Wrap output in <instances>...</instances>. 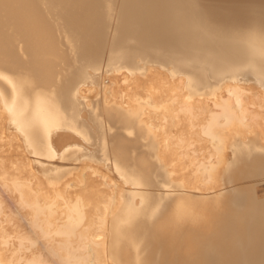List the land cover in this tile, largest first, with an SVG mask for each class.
Returning a JSON list of instances; mask_svg holds the SVG:
<instances>
[{
	"label": "bare ground",
	"instance_id": "1",
	"mask_svg": "<svg viewBox=\"0 0 264 264\" xmlns=\"http://www.w3.org/2000/svg\"><path fill=\"white\" fill-rule=\"evenodd\" d=\"M36 1L37 0H0V40H4L5 42L8 39L6 38L5 40V34L2 31V28L4 26L2 27L1 25L3 23V21H1V16L2 14H5L3 16L10 17L13 22H15L17 29L22 34H20L21 37L24 38L26 49V51H24L30 56L29 57L27 55V57L31 58V60L28 59V61H30V63L28 64H30V67L34 70L36 84L41 83L44 85L49 84L50 82L52 83L53 81L54 83L51 85L52 87L50 86V88L48 89H41L38 91H33L32 93L30 89L34 88L35 90V82L33 80V82L30 81L29 77H27L26 74H23L16 69V65L14 64L16 63L19 65L21 63V59H18L19 55L17 56L18 58L16 57L17 54H15V52H13V55L9 52L11 57L9 56L8 58L7 56L10 62L14 64H11L12 67L8 68L0 67V76H3L4 80H6V82L8 83L7 88H9V92L7 94L9 95L6 96L7 99L10 102L17 104V106L8 110L9 112H7V114L9 113L11 115L10 116L8 114V118L13 117L15 119V122H13L16 123V125L19 126V129H21L26 135L27 141L30 144V148L32 147L39 151L43 159V164L41 166L43 167V170L48 169L50 167V164L52 165V167L54 166L53 161H48L50 159L54 161H58V159H60L62 163H65L67 159L66 156H64L65 152L61 154L58 153L56 146L61 145L60 143H62L63 141L62 138H65V134H67V137L68 135L74 134L72 132V134H68V132H70L72 128H74L75 130H79L77 131L78 133L76 132L77 134H74L75 137L73 136V142L75 143V145H77V142H82V145L87 146V142L94 141V136L90 132V128H88L90 127L88 122L89 119L91 120V118L93 116L95 117V115H92V117L89 116L92 113H87L88 110L86 111L81 107V103L76 99L77 91L75 89V83L76 79H78L82 75L85 76L86 71L91 68L92 62H94L95 60V53H98V57L102 54H106V70L115 69L121 64H129L133 61L134 57L141 56L158 61H171L174 65L175 72L187 73L191 77L192 81L199 86H214L222 81L234 79L236 81L251 83L256 86L264 87V0H143L144 2L141 5L138 4L136 6L132 5L133 0H122V5L119 8V18L118 20L116 19L117 22L115 24L114 33L107 48L104 47L102 43L100 44V33L103 30L102 26L103 24H105L103 23V20H105L108 15L110 3L112 0H40L42 4H46L45 7H47V10L45 11H49L48 13L51 14L52 17H54V20L56 21L61 34L63 36H68L67 39L75 44L72 48L75 51L76 56H73V60H71L70 66L67 65L68 68L65 69L67 71L64 70L66 74H63V78H60L55 74V34L49 28L43 16L42 10L37 6ZM136 10H139L140 12H137ZM7 20H9V18H7ZM101 20L102 25L100 22ZM4 25L8 24L4 22ZM4 32L6 31L4 30ZM11 40L9 42H11ZM1 43L3 42L0 41V51L2 50L4 52V48H2ZM89 57H92L91 60L89 59ZM96 63L97 62H95V64ZM24 65V67H27L26 64ZM92 66L94 67V63ZM97 76L98 73H94V77L96 78ZM168 90H170V88L167 89V91ZM170 91L171 93L173 92L172 89ZM160 92L163 95L165 94L164 91ZM156 94L157 93H154L153 97ZM165 95L167 96L169 95V93H166ZM240 95L241 92H238L233 96L236 100H239L241 98H239ZM169 97H172L171 94ZM154 98L157 99V97ZM181 102L185 103L182 95ZM34 103H41L42 107H34ZM225 109L224 113H226L229 118L233 119V115H235L236 113H233L232 111H230V109ZM186 111H188V109H186ZM106 112L108 114L107 110ZM240 113L244 112L242 111ZM109 115L111 116L110 112ZM128 116L129 117L124 116V118L127 119V127L129 128L131 126L134 127V129L139 128L140 124H138L136 120H132V118L135 117V114H131ZM213 117L214 116H212L211 118L213 119ZM219 117L221 116L219 115ZM13 118L12 120H14ZM105 118L107 120H110L107 117ZM111 118L113 117L111 116ZM194 119L196 120V118ZM124 120H122L123 122L120 120V122L124 124ZM213 121H211V123ZM91 122H93V120L90 121V123ZM167 122L165 121V123ZM94 123L96 124V126H98L100 121L96 122L95 120ZM215 123L216 122H214V125ZM220 123L221 122H219V124ZM208 124L210 129V122ZM222 124L223 123H221V125ZM191 126L192 125H190V127ZM195 126L193 124L192 130L193 128H195ZM213 127L215 126H212L211 130ZM53 128H56V130H53ZM58 128H61V130L58 131ZM183 129L185 130L184 127ZM53 131L55 133L59 132V134L61 132V134L55 137L54 135L57 134L53 135ZM63 133L64 136L62 135ZM162 133L164 134V132ZM212 134L215 136L217 135V140H215V142H218V144L216 148L220 157V162L223 163V153L225 152V146H227L230 141L229 139H224L220 134H216L215 132H213ZM61 135L63 137H60ZM215 136H213V138ZM96 144L97 143H95V145ZM253 144L255 146L257 144V147L259 148L250 151L249 146ZM91 145H93L94 148V143ZM91 145L90 147H92ZM118 145L119 147L117 148L120 150V154L124 155L121 150L123 149L124 151V148L120 149L121 144ZM181 145L183 144L181 143ZM236 146H233L234 157L232 161H234L238 157H250L252 154L257 153L264 154V146L256 142L254 139H249L244 143L239 142ZM52 147H55L56 149ZM72 147L75 149L79 148V146ZM75 149L70 148V150L73 152H71V157L73 156L74 152L80 154V152H78L77 150L74 151ZM78 154H75L76 157ZM68 156L69 158H71L70 154ZM44 163H46L47 165ZM122 170L130 169L129 166H126L123 167ZM208 170V174H210V176H212L213 178L220 176L226 177L227 175V171L224 172V170L222 169V172L220 171L219 167H210L208 168ZM18 171L19 170H16L15 172L13 171L15 173L13 174L14 177L19 175H16V172ZM24 172L22 173L21 171L22 175L24 174ZM13 175L11 177H13ZM25 175L21 176L22 180L17 176V179L19 178L23 182L27 176L30 179V185L27 184V180L26 184L25 182L23 184V189L24 186H27V189L25 187L26 192L31 189V192L29 191L28 194L34 193V190H37L35 191L36 193H34L36 195L38 191L41 192V195H39L43 197L41 199L42 203L41 201H35L36 195L34 197H32L34 194H30L27 196V194H24L25 191L23 189V192H20V188L22 187L19 186H21L22 183L19 179H11L8 176L7 179L9 180V182L7 181L6 186H8L7 184H10L11 182L16 181V185L15 182L9 185L8 188H11L13 186L12 184L15 185L14 187H12L14 189H11L10 191L15 190V192L19 196L24 194L23 196H26L27 199L28 197L30 198V196L34 199H32V201L30 198L32 202L29 201V204L32 203V207L34 204V209L33 211L30 210V213L33 212L36 215L35 217H40V215L42 216L40 218L41 223H37L38 226L36 227V230L34 232L42 235L45 234V237L47 234L49 235L51 233L50 231L53 230L49 237L48 235L46 236L48 238L46 239L45 244L49 247V250L45 249V251H47L49 255H46V252L45 255L46 257L48 256V258L49 256L52 257L51 253L54 252L51 251L50 253V249L58 251V256L54 255V258L58 257V263L60 264H154L151 257L148 256L149 250L152 246V241H154L155 243H160L163 239H166V242L162 244V253H164L163 257L169 258V256H171L170 259H172V256L175 257V255H178L179 253L183 255V252L187 254L186 258L191 259V254L195 251L196 259L198 260V262H201L202 259L206 258L207 256L217 259H219L220 257L224 258L222 262L212 259L213 261L211 262H202L201 264H264V213L260 211V209L251 201L245 204L243 215H231L234 234L229 238L230 241L228 240V249V245L225 246L226 241L222 238L224 227L220 226V228L218 229L217 222L209 226L212 228L206 227L208 226L206 225V223L210 221V216L206 214V208L204 206L198 209V211L201 213L198 212L199 215H196L197 217L201 216L202 218L200 217L199 220H196V217L194 216L195 214H186V211L184 212V209L187 207H184L185 202L184 205L181 206L184 208L181 209L180 207L178 209V203L175 204L177 208H174L175 210L173 215L177 220L182 221L184 220V217L192 218L193 220V222L188 221L185 224L183 223L181 225L180 223V225H176L177 223H175L173 217H171L172 214L167 211V207L160 206L161 203H152L144 194H142V192L132 193L131 191L130 199L132 198V196H138L139 203L134 204V202L132 203V201L128 198L127 202L125 201V204L123 206L116 205L117 203L115 202L117 201H111L114 198H112V195V197H110L109 194V200L103 199V202L105 200V202H107V205L106 203L103 204L102 199L99 200V198H102L103 195L100 193L101 197H98L97 199L99 203L100 201L102 203H100L99 206H97L98 204L95 205L97 209L99 207L97 211L95 210V207L93 209L94 205L91 207L93 210H95V215L92 214L94 213L93 211H89L92 212V216L88 215V212L82 209H85V207L88 208L86 203H89V199L86 203L84 201L85 206H83L84 203L81 200V195L79 199L81 198L80 200L83 204L81 203L82 205H80L79 210L78 203L80 202L77 198L78 189H76L79 186L74 187L71 190L69 189V198L67 197L66 199V197L64 198V196L62 195L63 200L58 205H56L57 201H55L54 199H50V205L53 202L54 204L49 206V202H47V200L43 203V201H45L44 197L46 194H42L43 191H41L37 187V182L34 180L35 183L32 181L34 185L31 184V175L28 172L25 173ZM131 175L138 182L140 181L141 183H143L146 180L144 176H142V173L140 174L139 172H132ZM262 176H264V159H260L257 164L249 169L245 174V177L249 179L262 178ZM9 178L12 181H10ZM17 181H19V183ZM4 182H6L5 179ZM32 185L33 187H35V189H32ZM90 185L91 187H97L93 186L92 184ZM17 186L20 190L17 188ZM86 186L90 187L89 185ZM17 189L19 191H16ZM80 189L82 190V188ZM85 190H87L86 187L85 189H83V191ZM91 190H93V188H91ZM91 190H89L90 193ZM95 190L97 191V188H95ZM12 192H10V194ZM39 195L37 197H40ZM88 195L90 194L88 193ZM88 195L84 196L86 197ZM94 195L95 194H93V196ZM127 195L129 196V194ZM16 197L19 199L18 196ZM22 197H20L19 199L21 200V202L24 198ZM40 198L36 200H39ZM261 198L264 200V192L263 195H261ZM45 199H48V196H46ZM25 200H23L24 203ZM94 201L92 203H94ZM26 203L28 202L26 201ZM101 204L103 205V207L101 206ZM182 204L183 202L180 205ZM22 205L23 208H21V206L20 208L24 210V204ZM1 207L2 209L5 208L4 205ZM161 207H163L164 209H161ZM260 208L264 210L263 207L260 206ZM26 209H29V207ZM1 213H3V210L1 211ZM147 218L149 219L150 223H152L153 220L156 223V226L153 225V227L155 228H152L155 235L153 236L154 239L148 238L143 234V231L150 226L145 222ZM187 218H185V221ZM30 219L31 218H29V220ZM57 219H60L62 221ZM84 219L88 222V224L91 222L93 223L94 219L98 223L99 226L97 224L95 226V231L98 232L95 235L93 234L96 239H94V237L91 235L90 231L92 230L85 227L87 225H85L86 223H83ZM234 220L238 221L237 227L235 229ZM189 229L194 230L190 231ZM55 232L58 233L55 234ZM156 234H158V236ZM56 235L60 237H54ZM3 242H5V239ZM22 243L23 242H21V244ZM22 246L23 245H21V247ZM26 246L27 245L23 247ZM28 247L30 246L28 245ZM33 247L34 249H36L35 246H31L30 251ZM190 249L192 250L190 251ZM167 250H170L172 252H168ZM182 250L184 251L182 252ZM37 251H40V253H35V256H37L35 258H38L39 255L43 256L41 250L37 249ZM177 255L176 258L179 259ZM43 258L41 259V261L44 260L45 262L47 258ZM51 259H53V257ZM25 260L27 261V259ZM47 261L45 262V264L48 263ZM191 262L192 260L189 261V264H192ZM32 263L35 262L33 261ZM42 264L44 263L42 262ZM170 264H172L171 261ZM182 264H188V262H184Z\"/></svg>",
	"mask_w": 264,
	"mask_h": 264
},
{
	"label": "rangeland",
	"instance_id": "2",
	"mask_svg": "<svg viewBox=\"0 0 264 264\" xmlns=\"http://www.w3.org/2000/svg\"><path fill=\"white\" fill-rule=\"evenodd\" d=\"M121 1L122 0L111 1L108 15L105 18L106 21L103 20V23L105 24H103V30L100 33V44L102 43L106 48L111 42V38L115 29V24L119 18V8L122 5ZM36 2L37 6L42 10L43 16L49 28L55 34V74L58 75L60 78H63V76L66 74L64 70L68 68L67 65L70 66V62L71 60H73V56H76V53L72 48L75 44L67 39L68 36H63L61 34L58 25L54 20V17H52V15L48 13L49 11H45L47 10V7H45L46 4H42L40 0H37ZM143 2V0H133L132 5H141ZM139 10L136 11L140 12ZM3 15L5 14H2L1 16V21H3V23L1 22V25L2 27L4 26L2 28V31L5 35L7 33L6 36L4 35L5 40L6 38L10 39H7L5 41L7 45L5 44L4 40H0L3 42L1 43V46L2 48H4V52L2 50L0 51V67H12L11 64L14 63L10 62L8 58L9 56L11 57L10 53H12L13 55V52H15V54H17L16 57L19 55V58H17L19 60L21 59L20 64H22L18 65L15 63L14 65H16V69L19 72L26 74L27 77H29L30 81L33 80L35 82L34 70L30 67V64H28L30 63L28 59L31 60V58H29V54H26L25 52L26 49L24 38L21 37L22 34L17 29L15 22H13L10 17H5ZM7 18H9V20H7ZM4 22L8 25H4ZM100 22L102 25V20ZM4 30L6 32H4ZM10 40L11 42H9ZM9 47L12 48L10 49ZM27 55L29 57H27ZM97 57L98 53H95L94 58L96 61L94 60V62H92V65L94 63V67L98 68L96 69L91 65V68L89 67L90 69L88 68L89 70L86 71L85 76H80L78 79H76L75 83V89L77 91L76 95L78 97L77 98L75 96L76 99L81 103L82 108H84L86 111H89H87V113H92L89 116L92 117V115H95V117L93 116V119H89L88 122V124L90 125V127L88 128H90V132L94 136V141H86L87 146L82 145V142H77L79 148L75 149L72 146H78L75 145V143L73 142V136L74 134H77V131L79 130H75L74 128H72L71 131L68 132V134H74L68 135V137L67 134H65V138L63 137V133V136H60L63 137V141L62 143H60L61 145L56 146V148L58 153H66V155L64 153V156H66V158L68 159H66L67 163L66 161L65 163H62L60 159H58V161L50 159L48 161H53L54 166L52 167V165L50 164V167L48 166L49 168L44 170L43 167H41L43 164V159L39 151L35 148H30V144L27 141L26 135L21 129H19V126L14 123L15 119L13 117L8 118L10 115L9 113V115L7 114V112H9L8 110L14 108L15 106H17V104L10 102L7 99L6 96L9 95L7 94L9 92V88H7L8 83L6 82V80H4L3 76H0V264H42V262L45 264L47 260L48 263L46 264H60L58 263L59 258H54V255H57L58 251L50 249V253L51 251L54 252L51 253L53 259H51V256H49V258L51 257L50 259L48 258V256L46 257V255H49V253L45 251V249L49 250V247L46 246L45 242L53 230L50 231L51 233L49 232V235L47 234L48 237H46L47 235L44 237L45 234L42 235L34 232L36 230V227L38 226L37 223H41L40 218L42 216L40 215V217H35L36 215L33 212L30 213V210L33 211L34 209V204L32 207V203L29 204V201H31L33 199L32 197L36 195L34 193H36L35 191L37 190H34V193H32L34 195L32 197L30 196L31 200L29 197L28 200L26 196H23L24 194H27V196L31 194H28L29 191L31 192V189L26 192L27 186H24L23 189V184L24 182L26 184L27 180L29 182H27V184L30 185V179L28 178V176L26 177L28 179L25 178L26 181H21V176L25 175V173L27 172L31 175H29L31 178V184L34 185L36 181L37 187L41 191H43L42 194H46L45 197L48 196V199H45L44 197L45 201H43V203L47 200V202H49V206L54 204V202L52 201L53 203L50 205V202L53 199L57 201L56 205H58L63 200L62 195L64 196V198L66 197V199L67 197L69 198L68 192L74 187L79 186L78 188H76L78 189L77 198L80 202L78 203L79 210L80 205H82L84 201L86 203L89 199V203H86L88 208L85 207V209H82L88 212V215H95V210L97 211L99 209V207L97 209L95 205L98 204L97 206H99L100 203L103 202V199L107 200L109 198L108 194L110 197L113 196L112 198H114H111V201H117L115 202L117 203L116 205L123 206L125 204V201L127 202L128 198L130 199L131 191L132 193L142 192V194H144L152 203H161L160 206L167 207V211L172 214L171 217H173L175 223H177L176 225H180V223L182 225L183 223L185 224L188 221L193 222V220L192 218L187 217H184V220L182 221L177 220L173 215L175 210L174 208H177L175 204L178 203V209L179 207L181 209L187 206L184 209V212L186 211V214H195L194 216L196 217V220H199L201 216H197L201 212H199L198 209L202 208L203 206L197 203V198L206 197L210 193H219L222 188V185L224 184V176L213 178L212 176H210V174H208V168L219 167L220 171H227L234 157L233 146H236L239 142L244 143L247 142L249 139H254L256 142L264 146V87L256 86L251 83L236 81L234 79L222 81L214 86H199L192 81L191 77L187 73L175 72L174 65L171 61H158L149 58H144L141 56L134 57L133 61L129 64H121L115 69L106 70V54H102L98 58ZM91 58L92 57H89L90 60ZM95 62L97 63L95 64ZM24 64H26L27 67H24ZM94 73H98V76L96 78L94 77ZM53 83L54 81L52 83L50 82L49 84L43 85L41 83L36 84L35 82V90L33 88L30 89V91L33 93V91L48 89ZM162 88L165 89L163 90ZM169 88L170 90L172 89V93L170 90L167 91V89ZM157 89L160 90L158 91ZM160 91H164L165 94L169 93V95H163ZM238 92H241V95L239 96V98H241H238L240 101L236 100L233 96L235 93ZM154 93H157L156 95H154V97H157V99L153 97ZM170 94L172 97H169ZM176 95L179 98H177ZM181 95L183 96V100L185 103L181 102ZM159 98L162 102L159 101ZM34 107H42V104L34 103ZM225 108H228L233 113H236L235 115H233V119L229 118L226 113H224ZM186 109H188V111H186ZM106 110L108 111V114ZM242 111L244 113H240ZM109 112L113 118H111ZM131 114H135V117H133L132 120H136V122L140 124L139 128H137L138 130L136 128L135 130L134 127L131 126L129 128L127 127V119L124 118V116L129 117L128 115ZM200 114L203 116H201ZM219 115L221 117H219ZM212 116H214V121L211 118ZM105 117L110 120H107ZM12 118L14 120H12ZM194 118H196V120ZM92 120L93 122L90 123V121ZM95 120L96 122L100 121L98 126H96V124L94 123ZM120 120H124L126 124H123V121L120 122ZM163 120H165L166 122L168 120V124L165 123V121ZM211 121L213 122L211 123ZM209 122L210 129L208 124ZM214 122H216L215 125ZM219 122L223 124L221 125V123L219 124ZM187 123L189 126L187 125ZM193 124L194 126H196L192 130ZM190 125L192 126L190 127ZM212 126L215 127H213L211 130ZM183 127L185 128V130L183 129ZM188 127H190L191 130ZM54 129L56 130V128H53V130ZM57 130L59 131L61 130V128H58ZM162 132H164V134ZM213 132H215L216 134H220L224 139H229L230 141L227 146H225V152L223 153V163L220 162V157L216 148L218 144V142H215V140H217V135H213ZM60 134L59 132L53 133L55 137L59 136ZM213 136H215L216 138H213ZM93 143L94 148L93 145H91ZM95 143L97 144L95 145ZM181 143L183 145H181ZM118 144H121L120 149L124 148V151L123 149H121L124 155L120 154V150L117 148L119 147ZM90 145L92 147H90ZM70 148L75 149L74 151L77 150L78 152H80V154L74 152L72 158V151L70 150ZM257 148H259L257 147V144L256 146L254 144L249 146L250 151L256 150ZM69 154L71 158H69ZM75 154H78L77 157ZM122 166H129L130 170H122ZM16 170H19L18 172H16V175L19 174L17 176L20 177L21 180L19 178L18 179L22 183V185L20 184L21 186L18 185L19 187H22L20 188L21 190L18 188V186L17 188L20 190V192H23V190L25 191V193L20 196L17 195L15 190H12L13 192L10 191L11 189H14L12 187L16 185V181L11 182H15V185L12 184L13 186H10L11 188H8L11 183L7 184L8 186H6L7 181L9 182V180L7 179L8 176L11 179L16 178V180H18L17 176L14 177L13 175L15 174L14 172ZM21 171L22 173L24 172L23 175ZM132 172H139L140 174L142 173V176H144V178L146 179L145 182L141 183L139 181V183L137 180H135L131 175ZM12 175L13 177H11ZM4 179L6 180V182H4ZM11 179L10 181H12ZM32 181L34 183H32ZM17 182L19 183V181ZM90 184L97 187H91ZM33 185L32 189H35ZM86 185H89L90 187H87ZM85 187L87 190L83 191ZM80 188H82V190ZM91 188H93V190H91ZM95 188H97V191L95 190ZM18 189L16 191H19ZM88 189L91 190V193ZM115 190L117 191V193ZM10 192L12 193L10 194ZM84 192L87 194H85ZM40 193L41 192L39 191L37 192L36 199L41 197ZM88 193L90 195H88ZM100 193L103 195L102 198H99V200L102 199V202L100 201L99 203L97 198L101 197ZM83 194L88 195L86 196L87 198ZM93 194L95 195L93 196ZM127 194H129V196ZM38 195L40 197H37ZM80 195L82 198L80 199L83 201V203L79 199ZM16 196H18L19 199L23 196L26 200L22 197L23 199L21 202V200H19ZM90 196H93L95 199L93 197L92 199ZM137 197L132 196V198L130 199L132 203H139V197ZM42 198L43 197H41L39 200L35 199V201L39 202ZM186 198H188L189 200ZM23 200H25V203L26 201L28 203L25 204ZM105 200L103 204L106 203L107 205V202H105ZM93 201L94 203H92ZM182 202L183 204L180 205ZM85 203L83 204V206H85ZM22 204H24V210L21 209L23 208ZM3 205L7 210L5 208L2 209L1 206ZM26 205L29 207V209H26L28 208ZM183 205L184 207H181ZM92 206L93 209L95 207V210L91 208ZM101 206L103 207L102 204ZM163 207H161V209H164ZM2 210L3 213H1ZM89 211H93L94 213ZM7 213H9L10 215ZM29 218L31 219L29 220ZM185 218H187L188 220L186 219L185 221ZM83 221V223H86L85 225H87L84 226L87 227V229L89 228L92 230L89 231L91 232V235L94 237V239H96L94 235L98 231H95V226L96 224L98 225V223L95 221V219L93 220V223L91 222L89 224L85 219ZM145 222L150 226L149 228L147 227V229L143 231L144 236L146 235L148 238L154 239L153 236L155 235L153 229L155 227H153V225L156 226V223L154 222V220L152 221V223H150L148 218L145 220ZM57 233L55 232V234ZM54 237L60 236L56 235ZM2 239L3 241L5 239V242H3ZM21 242L23 243L21 244ZM24 244L27 246L23 247L25 246ZM157 244H159V242L155 243L154 241H152L153 247L150 248L148 253V256L151 257L154 264L159 261L158 260L157 262H155L157 256L154 249H162V245L160 247L154 246ZM21 245H23V249ZM28 245L30 247L35 246L36 249H34L33 247L30 251V247H28ZM37 249L41 250L43 256L39 255L38 258H35L37 257L35 256V253H40V251L38 252ZM191 250L192 249H190V251ZM31 255L34 257H32ZM42 258L47 259L44 262V260L41 261ZM25 259H27V261ZM167 259V257H163L162 264H170V261ZM212 259L219 262H222V260H224L223 257L217 259L214 257L207 256L206 258L202 259V262L208 263L213 261ZM33 261L35 263H32Z\"/></svg>",
	"mask_w": 264,
	"mask_h": 264
},
{
	"label": "water",
	"instance_id": "3",
	"mask_svg": "<svg viewBox=\"0 0 264 264\" xmlns=\"http://www.w3.org/2000/svg\"><path fill=\"white\" fill-rule=\"evenodd\" d=\"M260 159H264V154H252L250 157H238L229 166L226 177H224V184L219 193H210L206 197L197 198V203L206 208V214L210 216V221L206 223V227L213 225L215 222L218 224V229L220 226H223V235L222 238L226 241L229 249V238L234 234L231 215L234 216L243 215L245 204L251 201L254 203L260 211L264 213V200L261 198L264 192V176L262 178L249 179L245 177L246 171L254 167ZM238 195V197H237ZM208 212V213H207ZM206 217V216H205ZM238 221L234 220V229L237 227ZM245 225V217H244ZM212 228V227H209ZM245 228V227H244ZM190 231L194 229H189ZM158 236V234H156ZM195 235V232H194ZM150 236V235H149ZM152 236V235H151ZM178 237V236H177ZM210 239V238H209ZM230 241V240H229ZM166 242V239H163L161 243L154 245L160 247ZM205 245V244H204ZM208 245V244H207ZM153 247V246H151ZM156 252L157 259L156 264H162L163 255L162 249H154ZM168 252H172L167 250ZM184 250H182L183 252ZM174 252V251H173ZM182 255L179 253L177 257L169 256L167 260H170L172 264H182L192 260V264H201L196 259V252H192L191 259L186 258L185 252Z\"/></svg>",
	"mask_w": 264,
	"mask_h": 264
}]
</instances>
